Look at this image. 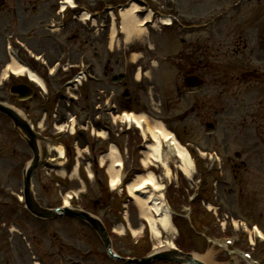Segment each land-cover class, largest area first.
Here are the masks:
<instances>
[{
    "label": "rangeland",
    "instance_id": "1",
    "mask_svg": "<svg viewBox=\"0 0 264 264\" xmlns=\"http://www.w3.org/2000/svg\"><path fill=\"white\" fill-rule=\"evenodd\" d=\"M56 1L57 0H0V60H6L7 57L4 43V38H7V36L4 37L3 33H9L13 29H19L18 31L22 33L26 31L30 32V29H37L36 37H32L33 35L28 37L27 43L31 47H34V49L45 51L53 50V41L58 37V34L51 33L52 35L47 37V39L50 40H45L44 32L41 31L40 25L42 22L46 21L47 16L51 12L53 13L55 11ZM176 1L180 3V6L185 12L194 11L201 13L207 11V8L211 4V0ZM174 2L172 4V12L174 10ZM212 2L216 4L218 0H212ZM9 12L14 15L17 12L21 15V23H17L16 16L14 21L7 22L8 20L3 17ZM168 12H171V9H168ZM101 15V20L105 25L103 29L100 30L99 35H96L91 28L86 27L84 24L72 18L70 24L59 34L60 38H67L68 41L70 40L69 43H71V46L73 45L72 55L74 58L78 54H84L87 58H92L94 62H97L96 68L94 69L95 73L105 77L102 83L94 84L88 82L75 91L82 98L81 103L75 105L71 104L69 101L65 103L59 99L58 102L53 104L52 101L55 99L52 92L59 88L58 80H56V83H48V100L44 98L45 95L43 93H40V95H44V97H32L21 102L9 93L8 88H0V99L9 105L19 108L32 125L39 124L41 121L43 124L47 122L51 125L55 122L56 125H59L63 122L65 117H72L76 120V123L83 124L87 115L93 116L97 114L92 110L93 105L96 104L94 88L99 87L107 91L115 90L118 92V105L120 111L125 107L122 108V104L128 105L127 109L129 110H133L134 112H145L150 119L159 120L168 130L178 134L182 140L181 143H189L193 145V147H198L196 149L201 151H218L226 164L228 177L231 179L232 176L234 179L232 188L226 187V189H224L218 187L217 189V195L219 196L218 201L221 205V200L223 199L224 201V205L218 212L229 209L234 214L233 210H236L240 215L237 216L234 214L236 218H245L250 222L256 221V208L254 206L244 207L245 204L242 203L240 204L242 207L240 209L238 203H234L237 199L232 193L239 190L240 195L241 192L244 195V189L246 187V190L251 193V198L253 200L258 198L259 194L262 195L259 199L261 201L260 208L263 207L264 191L260 185L263 176L256 172L261 161H264L263 148H257L255 146V141L252 136L250 139L251 147H248V137L244 136L245 132H239V130L242 129L241 125L238 124L237 121H233V119L237 120L238 118L236 116L229 117V115L237 109L235 105L229 104V100L222 102L216 97H214L213 100L210 99V97L213 96V90H217L219 86H210L212 85V75L211 71L207 70L206 65L200 72L207 77L210 87L206 85L199 94H187L183 89L180 91L176 84L178 79L176 75L177 70L175 68V60L177 61L175 54L179 49H187L189 47L188 45L206 43L209 34H202V32L192 36H186L187 42L181 46L179 43V35L174 28L168 31L163 30L162 33H160L157 27L148 26L149 32L140 36L138 44L128 47L120 41L119 45L117 47L113 46L111 51L108 47V16L105 11H102ZM15 25L17 26L16 28ZM222 27L225 28V31L220 35L219 41L225 40L226 37H228L227 42L230 43L232 37L229 35V32L231 31H226L229 25L225 24L222 25ZM55 46L58 47L56 44ZM148 46L151 48L153 47V49L149 50ZM38 52L40 51L37 50L36 53ZM132 54H136L137 56L133 58ZM229 54V49L220 53L219 60H221V62L215 63V67L211 68L214 69L215 74L226 65ZM139 56H142L140 60H138ZM154 60H156V62L158 61V63L156 66H151L149 61ZM203 62H206V58ZM141 68L143 70L142 75H139V78L140 76L141 78H138L139 80L132 79L136 71H141ZM119 73H125L126 79L124 82H126V86H124L125 84L123 82H112V76ZM214 84L216 85L217 83L214 81ZM125 89L128 90L129 94L127 98L123 97ZM230 101L233 102V99H230ZM238 101L239 100L236 102L238 103ZM207 102L211 103L209 104ZM223 106L229 107V109H225L224 112L228 114L223 115L220 113L215 115L216 110L224 108ZM54 110H56L55 113H57V116L53 115ZM214 119H217V132L213 135H206L203 132L204 123L202 122L206 120L212 121ZM224 131L228 134V141L226 142H224ZM140 140V135L135 131L129 132L127 136L120 137L118 141L111 136L107 140H102L94 135L92 138L87 136L79 137L76 142L71 143L68 138L63 137L60 143L63 146L66 157L62 160V164H40L32 173V188L37 200L45 206H55L63 200L64 194L69 191H82L81 195L85 194V196L81 198V203L86 204L85 199L86 201H90V197L92 199L94 198L93 200H99V204L94 212L102 219L108 229L112 230L120 223L124 225V235H119L120 237L116 239V245L121 250L120 252L122 255H131V253L134 252L136 255L137 253L146 252L153 248L159 243V240H156L149 231H145V226H143L145 222L140 217L138 204L133 199H128L123 188L114 191L109 188L108 174L106 171L98 170L97 174H95L92 179H89L85 170L88 162H90L92 166L93 160H96L95 163L99 169L98 158L107 152L109 143L116 142L120 147H124L127 144L126 146L129 148L120 149L122 152H124V149H127L123 174L126 176V181L130 180L131 177L135 175V171L132 170V168L140 167V160L145 150V148H137V144ZM54 148V146L48 147V153L52 158H55L58 154ZM78 149L87 150V152H83L81 154L82 157L78 159L80 164L78 172L79 178L70 176L76 162L75 159L77 156L75 151ZM236 152L240 154L239 160H235L234 158ZM31 155L29 147L15 132L11 121L0 114V191L3 188L8 190L6 187H9L11 190H19L21 170H23ZM239 162H244L246 164V171L241 169ZM167 167L170 169V172L166 178L163 176L165 169L160 164L153 162V164L150 165V170L154 172L158 180L160 175L161 180L159 181L165 186L164 192L167 191L166 194L169 199L177 202L183 201V194L180 186H189V184H187L189 179L180 171L179 162L170 156L167 158ZM198 171L199 173L194 174L192 172L189 176L195 179V176L199 177L203 175L200 169ZM203 176L208 177L209 175L204 174ZM3 200L4 199L0 198V201ZM202 200H206V196H203ZM233 203L234 205L231 206ZM199 205L202 214L208 218L204 206L200 203ZM224 206L226 208H224ZM14 211V208L10 205L3 204L0 206V248L4 245V239L6 237L4 231L8 220H16L21 225V228L27 231L32 229L30 224H37L30 222L27 213L24 211H22L21 220L18 221L19 217ZM262 224L264 225V219H262ZM129 226L134 229H139L142 226L141 232L133 236L129 231ZM184 226L185 221L183 222V227ZM58 227L67 229L68 225L64 222H59ZM51 229L52 228H50V230ZM23 236H26V234H23ZM48 236L44 237V247H47V241L50 240V235L48 234ZM191 237V233L188 229L186 230L185 227L181 229L180 235L176 229L174 232L172 231L171 233L165 234V238L163 239L172 241L184 252L190 251L192 248L201 250L205 246H208L207 248L210 249L206 242L205 245L203 243L198 244L192 242ZM18 239H20V237H18ZM60 239L65 241L68 237L66 234L62 233ZM27 243L28 240L22 237L21 256H25L26 264L30 256L33 255ZM137 245L139 248L136 249ZM210 255L211 261L214 264H230L231 262L238 264L232 261L227 252L219 253V251L213 250ZM13 264L15 263L13 262ZM20 264H23V261H21ZM151 264L173 263L152 262Z\"/></svg>",
    "mask_w": 264,
    "mask_h": 264
},
{
    "label": "flooded vegetation",
    "instance_id": "2",
    "mask_svg": "<svg viewBox=\"0 0 264 264\" xmlns=\"http://www.w3.org/2000/svg\"><path fill=\"white\" fill-rule=\"evenodd\" d=\"M239 4V17H234L228 12L226 16L218 19L220 23H210L206 43H195L178 51L177 68L180 73L184 70L195 71L202 64L210 70L215 62H221L219 53L229 49L227 68L223 69L222 76L213 78L220 83L238 87L240 119L247 129L261 136V143L257 141V144L259 148H264V0H239ZM225 24L229 25L226 31H231L230 43L227 42L228 37L219 41L220 35L225 31L222 25ZM241 65L242 73L236 70ZM258 215L259 221L262 222L264 209H260ZM76 229L70 233L75 242H59L56 246L51 244L47 257L49 264H70L71 261L102 264L103 246L98 236L86 225H77Z\"/></svg>",
    "mask_w": 264,
    "mask_h": 264
},
{
    "label": "bare ground",
    "instance_id": "3",
    "mask_svg": "<svg viewBox=\"0 0 264 264\" xmlns=\"http://www.w3.org/2000/svg\"><path fill=\"white\" fill-rule=\"evenodd\" d=\"M67 2H72L71 0H65ZM139 7L132 3L128 8L122 9L120 11L121 16V33L124 36L125 44L134 43L140 36L144 33H148V28H144V22L150 18V14L146 15L145 18H140L137 15ZM87 18V13L82 15V20ZM165 24H169V19H163ZM61 30H53V33L60 32ZM115 27L112 26V30L110 32V46L112 45L115 37ZM137 55L133 54L132 57L135 58ZM13 74L19 75L23 72H26L29 78L36 82L39 85H42L39 78L33 72L24 68L20 64L13 61L8 64V66ZM3 70V73H5ZM139 72L136 73V77L139 78ZM125 117L128 118L130 122L133 121L132 117L128 114H125ZM135 121L139 122L138 119H143L146 126L148 127V132L152 138V143L147 145L145 151H143V157L141 158V164L143 167H148L153 162H159L163 167L166 168L167 174L169 173V169L167 167V155H172V153L180 159L179 169L183 172L184 175L189 176L191 173V159L187 153V151L178 144L171 132L168 131L161 123L151 121L145 114L139 113L138 115H133ZM124 118L125 120H127ZM41 125V123L39 124ZM98 136L105 138V134L103 132L97 133ZM163 142H166L169 147V153H164L162 151L161 145ZM56 149L61 152V149L56 147ZM78 157H81L82 150L78 149ZM108 160V162L106 161ZM108 163L107 173L110 177V186L115 187L121 183L122 173L120 171L121 159L120 155L117 151V148L114 145H110L106 154L102 155L100 158V164ZM58 165L62 164V161L57 163ZM78 175V166H74L70 176ZM89 175L91 177L90 171ZM162 184L158 182L155 175L152 172H147L144 174H138L135 178L127 183L126 190L129 196L133 198V200L138 204L140 217L145 221L146 225L149 228L152 236L159 240L157 245L158 252H164L171 248V242L167 240H161L164 233H171L175 231V227L172 224V220L170 217V211L168 209L167 204L165 203L163 196L158 194L162 190ZM148 188L149 191L147 190ZM119 233H122L123 227L118 226L115 228ZM142 226L139 229L131 228V232L133 235L140 232ZM212 251V250H211ZM212 254V252H210ZM204 264L211 263V259L209 255H205L199 259Z\"/></svg>",
    "mask_w": 264,
    "mask_h": 264
},
{
    "label": "water",
    "instance_id": "4",
    "mask_svg": "<svg viewBox=\"0 0 264 264\" xmlns=\"http://www.w3.org/2000/svg\"><path fill=\"white\" fill-rule=\"evenodd\" d=\"M186 83H187V89L189 91H194L193 85L196 86V84H198V85L201 84V82L197 78H189L186 80ZM0 111L4 112L5 114H7L11 118V120L14 122L16 128L19 130V133L26 140V142L28 143V145L30 146V148L32 149L33 154H34L33 161L30 164V166L27 170L26 176H25L27 207L32 212H34L36 214H39L41 216H44V215L48 216L47 214H43L40 211V209L38 208V206L34 202V199L32 197V193L29 189V175H30L32 169L39 162V151H38L36 143H37V141L45 143V140H43V138H40L37 135H35L33 133V131L31 130L30 126L28 125V123L26 122V120H24L22 117H20L16 111H13L12 109L5 107V106H1V105H0ZM44 152H45V148H43V153L41 154L42 156H44ZM169 258L176 259V257L174 255H170ZM148 260H146V261H148Z\"/></svg>",
    "mask_w": 264,
    "mask_h": 264
}]
</instances>
